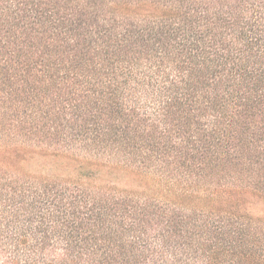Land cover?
Wrapping results in <instances>:
<instances>
[{"label":"trees","instance_id":"1","mask_svg":"<svg viewBox=\"0 0 264 264\" xmlns=\"http://www.w3.org/2000/svg\"><path fill=\"white\" fill-rule=\"evenodd\" d=\"M0 264H264V0H0Z\"/></svg>","mask_w":264,"mask_h":264}]
</instances>
